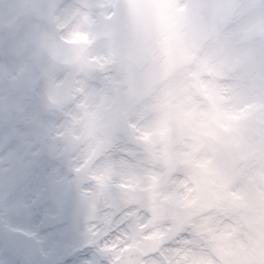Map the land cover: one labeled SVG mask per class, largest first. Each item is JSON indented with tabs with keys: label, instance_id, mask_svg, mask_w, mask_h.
Here are the masks:
<instances>
[{
	"label": "clouds",
	"instance_id": "9594fccd",
	"mask_svg": "<svg viewBox=\"0 0 264 264\" xmlns=\"http://www.w3.org/2000/svg\"><path fill=\"white\" fill-rule=\"evenodd\" d=\"M0 70L3 152L45 161L4 172L6 217L38 177L106 158L194 185L264 155V0H0ZM27 246L0 231V264Z\"/></svg>",
	"mask_w": 264,
	"mask_h": 264
},
{
	"label": "rangeland",
	"instance_id": "374dc122",
	"mask_svg": "<svg viewBox=\"0 0 264 264\" xmlns=\"http://www.w3.org/2000/svg\"><path fill=\"white\" fill-rule=\"evenodd\" d=\"M2 78H3V71L0 70V79ZM4 143H5L4 138L1 139L0 137V154H5L2 150ZM252 151L253 149H249L247 152H245V154L252 153ZM2 157L3 155L0 156V159ZM5 159L9 160L8 157H5ZM19 159L20 157L18 156L16 160H19ZM36 160L37 159L33 158L29 166L31 167L32 165H35L37 163ZM40 161H42L45 164V161L43 160H40ZM106 162L108 163L107 166L104 165V163ZM101 163H102L101 168L103 169L102 173L104 175H102V177L100 178L99 184H101V189L104 190L107 196L106 197L107 199L103 201L104 205L106 204L107 206L115 207L113 210L114 211L117 210L118 212L120 210L118 206H116L118 199H121L123 201V204H127L129 202L138 203V209H142L144 207L145 209L149 208L152 211V219L149 221L148 226L153 227L154 225L156 226L160 225L159 227L160 232L158 230L156 231L153 230L154 232H151L149 235L145 234L142 231L143 229H138V227L133 229L132 235L130 236V241L133 239L134 241H136L137 239V241H139L137 242V244L141 245L142 248H144V250L148 251L150 249H157L158 246L154 245L157 242V240L158 242L164 239L169 240L171 237L178 234L180 230H185V228L187 227L190 228L192 232L193 230H196L197 228L202 227L203 228L202 230L198 229L197 235H201L204 237L203 233L206 230V225L200 224L199 220L208 221V218L217 217L218 216L217 213H219L220 214L219 216H221V212H223L224 216L233 218L234 222L237 221L238 217L246 218L247 220L245 222H248L247 230L231 231V229L229 228L230 235L227 237L226 235H224L223 236L224 242L222 243V246H218V247H221V249L225 248L224 249L225 251L223 252V254L219 255L220 253H217L215 251L213 255V253H210V251L207 252L206 250L205 253L210 254L212 259L206 256L200 262L197 260V263L198 264H202V263L203 264H208V263L218 264V260H224L223 264H250V261H252L253 259L260 260V257H264V248L262 247V242L264 244V240L261 242V244L258 242V241H261L263 236L259 237V240H256L255 238V237L258 238L257 235H261L262 231L264 232V223L260 224L262 221L260 219L264 218V208L262 206L264 202V189L256 188L254 191L251 190L252 192L247 191L246 192L247 196L244 199L232 197L231 194L228 195V193H226L224 189L225 186L228 185L232 181L233 177L238 175L239 171H234L227 177L224 175L220 176L218 180H214L216 183L213 184L211 187L207 186L210 180L205 178V175H202V177L205 179L204 181H200V182L198 180V185H197L198 188H197L196 195H195L196 193L195 187H192L191 184L188 183V181L186 182L188 183L190 188L186 189L187 184L183 180H180V182L178 183L176 179L175 181L176 183H178V186H177L178 191L176 192H178L179 194H177L176 196V199H175L176 203L173 204V207L175 208L171 209L170 204L167 205L166 203H164L163 199H160L159 195L157 196L154 195L155 193L154 189H156L157 186H161L162 188L164 186V183L167 180V179L162 178L160 174H158L156 171L148 170V169L141 171L137 169L136 170L137 172L134 173L132 168H130L131 166L126 165L124 161L118 162L111 158L103 159L101 160ZM18 166L20 168L22 165L19 164ZM134 167H137V165H135ZM24 168L26 167H22V170H24ZM205 168L206 170H208L206 165H205ZM129 169H130V172L128 171ZM90 171L91 170H88V172ZM262 171L264 172V169ZM132 175H134L135 177H133L130 180V178L128 177H131ZM77 179H78V176H75V179H73L72 181H69L68 183L78 184ZM129 180L130 182L134 180H137L138 182L135 184H130V188L128 189H126L122 185H119V187H117V185L114 186V184H116V181H117V184L120 183V184L126 185V183H128ZM92 184H95V183L92 182ZM241 186L242 188H240L239 185L235 186L236 190L234 191L240 192L243 189V184ZM199 188H200V191H199ZM179 191L183 192L182 197L180 195L181 192ZM192 191H193V196H192L193 202L190 203ZM26 192L28 193V191ZM237 192L235 193L237 194ZM189 193H191L190 199L186 200L185 197H187ZM5 195H6L5 189H3L0 185V204H2V201L5 198ZM72 200H73V195H71V202ZM218 200L219 202L223 200L224 202L226 201L227 203L223 204L224 206L223 208L219 206V208L216 209L214 207L217 206ZM239 200H240V203L244 202V206L246 207V209L243 210V212H240V208L236 207V205L239 204ZM63 201L65 202V199H63ZM260 201H263V202L260 203ZM253 203L255 205L254 207H253ZM21 204L25 205V207L28 206L30 209L27 210V214L25 217L19 218V221H14L13 217H6L4 215L2 207H0V225L1 226H3L5 229H7L8 227L16 228L18 226H22L25 229L31 227L30 224H32L33 220L30 221V218H31L30 210L32 207V204L30 203V195H29V200L22 201ZM158 204L161 208L160 210L161 212L155 209L156 205ZM186 204H188L189 207L186 209H183L182 206ZM105 211H110V210H105ZM172 212H175V215H171ZM182 214H186L189 217L192 216V219H191L192 222L190 221L184 224L180 218ZM99 216H96L95 219L97 222L99 221L102 223L98 227L99 230H97V232L101 233L103 231L105 233L106 228L107 227L110 228L114 220L112 222H109V219H111V217L108 219H105L101 217V214H99ZM112 216H113V211H112ZM140 216L143 218V220L146 219L144 213L141 212L139 214V217ZM170 216H175L174 224L171 223V225L173 226L172 229L170 230L168 235H160L163 232V230L166 228L165 221H164L166 219L165 217H170ZM253 221L255 222V224L253 223ZM179 224H182L184 226L179 227ZM213 227L214 229L217 228L216 225H214ZM73 229L74 228H72L71 231ZM147 236L150 238L156 237V242L153 244L144 243L143 240ZM216 237H217L216 235L211 234L210 236H207L206 238L216 239ZM92 239H95V238L78 233L74 239L68 242V247L66 250L61 251L62 250L61 249L56 252H52V254L48 256L49 258L47 257V259L50 260L49 262H53L55 258L54 264H56V260H58L63 255L68 254L70 251H72L75 248V246H78V244H82V242L86 240L91 241ZM220 240H222L221 237H220ZM26 241L28 244L26 250H29V247H30L29 240H26ZM205 241L206 240H201V243L193 242V244L197 250L204 251L205 245L207 246L206 249L211 248L210 243L206 241V244H205ZM256 241H257V251H256V246L253 248V245L256 244ZM92 243H94L93 240H92ZM175 244L178 245L176 247V250L178 251V253H175V252H172V253L177 256L178 263L181 264L183 261V258L181 260V257H183V255H180L179 252L183 253L191 247L190 246L188 247V245L184 241H180V240L176 241ZM234 247H236L237 249L235 251H232ZM163 249L164 248L162 247L160 248V250H163ZM59 251L63 253L59 254L58 253ZM193 254L195 256V253ZM256 254L257 256L254 257V255ZM25 255H27V257L30 259L29 257L30 254L25 252ZM157 260H158L157 264H159L161 260H164L162 256V252H161V257H159V259ZM152 263H155V262H152ZM80 264H84V263L80 262ZM143 264H149V262L145 260Z\"/></svg>",
	"mask_w": 264,
	"mask_h": 264
},
{
	"label": "bare ground",
	"instance_id": "6f19581e",
	"mask_svg": "<svg viewBox=\"0 0 264 264\" xmlns=\"http://www.w3.org/2000/svg\"><path fill=\"white\" fill-rule=\"evenodd\" d=\"M127 164V162H125ZM132 164V163H131Z\"/></svg>",
	"mask_w": 264,
	"mask_h": 264
}]
</instances>
